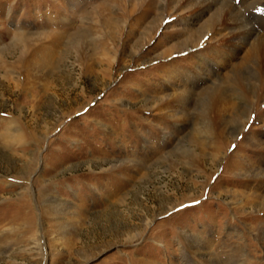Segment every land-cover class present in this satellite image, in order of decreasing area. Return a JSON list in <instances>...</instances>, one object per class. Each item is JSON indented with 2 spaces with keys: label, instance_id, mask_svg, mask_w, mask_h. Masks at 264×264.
I'll list each match as a JSON object with an SVG mask.
<instances>
[{
  "label": "rangeland",
  "instance_id": "374dc122",
  "mask_svg": "<svg viewBox=\"0 0 264 264\" xmlns=\"http://www.w3.org/2000/svg\"><path fill=\"white\" fill-rule=\"evenodd\" d=\"M193 4L0 0V264H264V77L237 94L251 104L239 131L201 93L218 75L172 97L198 58L158 53Z\"/></svg>",
  "mask_w": 264,
  "mask_h": 264
},
{
  "label": "bare ground",
  "instance_id": "6f19581e",
  "mask_svg": "<svg viewBox=\"0 0 264 264\" xmlns=\"http://www.w3.org/2000/svg\"><path fill=\"white\" fill-rule=\"evenodd\" d=\"M192 2L194 3L193 5H195L194 9H197V13L194 14L196 16L189 15L188 18L184 19L182 22L183 25L178 29L180 35L177 36L175 40L167 43L162 52L158 53L160 58H167L177 52L194 51L192 55L198 58L195 69L197 73H194V77H191V74L186 71L182 76L184 78L182 84L176 86L179 90L177 92L175 91L176 93H173L172 97L174 96L175 99H178L177 101L184 103L190 91L194 90L196 87L198 88L199 84H206L210 76L214 78L218 75L219 78H214V81H212L210 85L204 86L201 93L205 98H216L218 107L216 111L215 109L214 111L220 123L222 122L223 124L230 125V127L234 126L235 131L243 130L246 125L245 123L249 121L251 104H249L246 98L241 99L239 95L242 94L243 96V87L250 92L252 90L255 91V86L257 82H259V78L262 76L264 77V11H258V9L264 7V0H239L238 4L237 0H192ZM225 3H227L226 8L222 6ZM239 5H241V7L243 6L242 9L239 8ZM164 20L165 18L161 19L160 26L165 22ZM153 26L154 24L149 25V29H153ZM160 26L158 25L157 27ZM114 34L110 32L111 37H115ZM168 34H172V32H168ZM205 37H207L208 43L205 44L203 49H198V46L203 42ZM221 39H223L225 43L220 42ZM80 41L81 40H73L71 42V48L79 49ZM15 42L19 45L20 43H28L29 35L26 33L19 34L15 37ZM97 42L93 40L92 43H90L93 49L96 47H99L98 49L102 48ZM232 42L236 43L237 46L233 47ZM247 46L248 48L245 53H241L243 55L239 54L238 50L242 47L244 50V47ZM104 50L106 51L105 47ZM136 54H138V52H136ZM1 56L2 54L0 53V58L3 57ZM139 57L142 58V55H139ZM0 60V65L4 67L6 65L5 60H3V58ZM174 72L175 69L170 72L168 71V78H173V76L177 77L179 73L174 75ZM198 97L200 96L198 95ZM234 97L239 98V101L235 102ZM231 107H234L232 116L228 117L223 115L225 112L228 113ZM203 128L207 129V131L209 130L208 127L204 126ZM221 129L223 130L222 133H224L225 128ZM9 130L10 131H6L4 135L2 134L1 141L11 145L13 144V140L22 137V133L16 126L11 127ZM201 140H198V146L203 145V141ZM259 199L264 203V195L260 196ZM56 200L53 203L51 202L49 207L54 208L52 214H55L54 216L60 219V229H57L58 233L64 234L65 230L70 226L69 222L64 219L67 201ZM55 203L60 205L57 206ZM212 264L222 263L215 259Z\"/></svg>",
  "mask_w": 264,
  "mask_h": 264
},
{
  "label": "snow or ice",
  "instance_id": "6c2138e0",
  "mask_svg": "<svg viewBox=\"0 0 264 264\" xmlns=\"http://www.w3.org/2000/svg\"><path fill=\"white\" fill-rule=\"evenodd\" d=\"M237 2H239V0H237Z\"/></svg>",
  "mask_w": 264,
  "mask_h": 264
}]
</instances>
